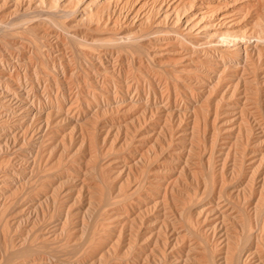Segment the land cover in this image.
<instances>
[{
	"label": "rangeland",
	"instance_id": "1",
	"mask_svg": "<svg viewBox=\"0 0 264 264\" xmlns=\"http://www.w3.org/2000/svg\"><path fill=\"white\" fill-rule=\"evenodd\" d=\"M90 1L0 0V264H263L264 0Z\"/></svg>",
	"mask_w": 264,
	"mask_h": 264
},
{
	"label": "bare ground",
	"instance_id": "2",
	"mask_svg": "<svg viewBox=\"0 0 264 264\" xmlns=\"http://www.w3.org/2000/svg\"><path fill=\"white\" fill-rule=\"evenodd\" d=\"M64 1V0H63ZM81 1V0H80ZM103 0H91L89 3H87V5H85V9H82L84 10L85 13H90V17L92 18V20L94 21V19L96 18V14H94V10L95 8L98 7V5L102 2ZM196 3H203L204 4V1L203 0H195ZM247 1V0H246ZM259 1V0H258ZM261 1V0H260ZM58 2V1H57ZM104 2V1H103ZM205 2L207 3H211V6H209L210 8H213V7H220V11H218L219 13V17L221 16H229L231 14V12L234 10V4L233 2H236V0H205ZM62 3V2H61ZM256 3V2H255ZM56 4V3H55ZM58 4V3H57ZM56 4V5H57ZM262 4V2H261ZM39 5V4H38ZM46 5V4H45ZM155 5V4H154ZM13 6V5H12ZM254 6V4H253ZM83 7V6H82ZM176 8V6H174ZM202 7V6H201ZM201 7H199L198 9H196V7L194 6H191V10L188 11V16L190 18H192V14L194 13V11H198V12H202L204 11ZM221 7H224L223 9ZM262 7V6H261ZM58 8V7H57ZM63 8V7H62ZM187 8V7H186ZM29 9V8H28ZM43 9V8H41ZM50 9V8H49ZM46 10V8H45ZM113 10V9H112ZM184 10L187 12V10L184 8ZM74 11V10H73ZM111 11V10H110ZM263 11V10H261ZM26 12V11H25ZM82 12V11H81ZM81 13V14H84ZM164 12V11H163ZM177 16H178V19H179V13L177 11H175ZM258 12V10H257ZM250 13V12H249ZM261 13V12H260ZM15 14V13H14ZM79 14V13H78ZM106 14V13H104ZM111 14V13H110ZM215 14V13H214ZM262 14V13H261ZM80 15V14H79ZM81 16H84V15H81ZM110 16V15H109ZM258 16V15H257ZM142 17V16H141ZM159 17V16H158ZM187 17V16H186ZM188 17V18H189ZM11 18V17H10ZM75 18V17H74ZM77 18V17H76ZM79 18V16H78ZM77 18V19H78ZM115 18V17H114ZM119 18V17H118ZM76 19V20H77ZM99 19V18H98ZM117 19V18H116ZM134 19V18H133ZM75 20V19H74ZM101 20V19H100ZM99 20V21H100ZM138 20V19H137ZM188 20V19H186ZM133 21V20H132ZM179 21V20H178ZM205 21L204 25H207L206 26V29L204 31V33H202V36L204 38H208L210 37V44H214V49H212L211 51L213 52V54L217 55L220 60L223 62V63H226V60H225V52L222 50V49H230V48H236V47H239V45H243L244 48H245V56L247 58L250 57V53L248 51V48H247V45L251 42H253V36H251L250 34L246 33L245 31H243L242 29V26H245L247 25L246 23L244 24H241V23H234L232 22V24H224V26L222 28H217L216 26H209V25H212L215 23V16H211V18L207 19V20H203ZM203 23V22H202ZM82 24V23H81ZM112 25V24H111ZM200 25V24H199ZM254 27L257 28L259 31V35L256 36V38H258V40L264 45V19L263 18H260L259 21H254L253 23ZM45 28V27H44ZM46 29V28H45ZM196 30V29H195ZM56 32V31H54ZM60 33V32H59ZM61 33H63L61 31ZM53 34V33H51ZM58 34V33H56ZM62 36V35H61ZM64 36V34H63ZM58 37V36H57ZM119 37V36H118ZM121 37V36H120ZM252 37V38H251ZM60 38V37H59ZM58 38V39H59ZM65 38V40L67 39L65 36L63 37ZM80 38V37H79ZM61 39V38H60ZM61 41H64L63 39ZM157 41V40H156ZM65 42V41H64ZM63 44V43H62ZM57 45V43H56ZM66 45V44H65ZM80 45V44H79ZM64 46V45H63ZM68 46V45H67ZM218 46H220L221 48H219ZM51 47V46H50ZM58 47V46H57ZM82 46L80 45V48ZM84 48V47H82ZM66 49V47L64 48ZM69 49V48H68ZM81 50V49H80ZM113 50V49H112ZM61 51V50H60ZM67 51V50H66ZM69 51V50H68ZM48 52V51H46ZM85 52V51H84ZM203 52V51H202ZM56 53V52H55ZM31 54V53H30ZM64 54V53H63ZM91 54V53H90ZM50 55V54H49ZM89 55V53H88ZM99 55V54H98ZM112 57H113V54H110ZM210 55L212 56V54L210 53ZM48 56V54H47ZM61 56V55H60ZM91 56V55H90ZM94 56V54H93ZM111 57V58H112ZM59 58V57H58ZM94 58H96L94 56ZM93 58V59H94ZM176 59V58H175ZM89 61V60H88ZM99 61V59H98ZM61 62V60H60ZM71 62V61H70ZM101 62V61H100ZM104 62V60H103ZM109 62V61H108ZM107 62V63H108ZM117 62V60H116ZM2 63V62H1ZM55 63V62H54ZM129 63V62H128ZM130 63H131V60H130ZM71 64V63H70ZM149 64V63H148ZM55 65V64H54ZM61 65V64H60ZM104 65V64H103ZM130 65V64H129ZM4 66V65H3ZM13 66V65H12ZM62 66V65H61ZM131 66V65H130ZM144 66V65H143ZM106 67V66H105ZM116 67V66H115ZM132 67V66H131ZM5 68V67H4ZM15 68V67H14ZM63 68V67H62ZM107 68V67H106ZM129 68V67H128ZM100 69V68H99ZM105 69V68H104ZM64 70V69H63ZM85 70V69H84ZM155 72V70H154ZM145 74V73H144ZM128 75V74H127ZM49 76V75H47ZM96 76H98L96 74ZM99 77V76H98ZM100 79V77H99ZM47 80V79H46ZM104 80V79H103ZM131 80V79H130ZM92 81V80H91ZM100 81V80H99ZM128 81V80H127ZM145 81V80H144ZM98 83V82H97ZM102 83V82H101ZM164 83V82H163ZM71 84V82H70ZM106 87V86H105ZM89 88V87H88ZM83 89V88H82ZM107 90V89H106ZM168 90V89H167ZM134 93V92H133ZM97 94V93H96ZM135 94V93H134ZM168 100V99H167ZM87 102V101H86ZM97 102V101H96ZM140 102V101H139ZM147 104V103H146ZM197 105V104H196ZM65 111V110H64ZM205 206V205H204ZM218 206V205H217ZM224 207V206H223ZM201 209V208H200ZM257 211V210H256ZM226 213V212H225ZM183 215V214H182ZM233 215V214H232ZM172 218V217H171ZM235 218V217H234ZM183 219V218H182ZM237 220V219H236ZM196 229V228H195ZM183 230V229H182ZM187 230V229H186ZM184 231V230H183ZM251 232V231H250ZM263 232V231H262ZM187 234V233H186ZM189 234V233H188ZM234 234V233H233ZM236 234V233H235ZM190 235L193 236L190 232ZM261 235V234H260ZM189 236V235H187ZM190 236V237H191ZM257 237V236H256ZM260 237V236H259ZM258 238V237H257ZM242 240V239H241ZM190 241V240H189ZM192 241V240H191ZM258 241V240H257ZM234 242V241H233ZM259 242V241H258ZM262 242V241H261ZM227 243V242H226ZM196 244V243H195ZM257 244V243H256ZM191 246V245H190ZM256 246V245H255ZM260 246V245H259ZM193 248V247H192ZM256 248V247H255ZM259 247H257L258 249ZM196 249V248H195ZM256 249V251H257ZM242 250L243 248H240L236 255H233L232 258H230L229 256L225 257V262L226 264H240V260H241V253H242ZM249 250V249H248ZM263 250V249H262ZM201 251V250H200ZM250 252V251H249ZM259 252V250H258ZM228 253V252H227ZM264 253V252H263ZM190 254V253H189ZM194 254V253H193ZM232 254V253H231ZM248 254V253H247ZM258 254H261L260 252ZM195 255V254H194ZM262 255V254H261ZM264 255V254H263ZM260 256V255H259ZM204 257V256H203ZM262 257V256H261ZM206 258V257H205ZM261 259V258H260ZM207 261V260H206ZM201 262H204V261H201ZM206 263V262H205ZM214 263V262H213ZM264 264V263H263Z\"/></svg>",
	"mask_w": 264,
	"mask_h": 264
}]
</instances>
